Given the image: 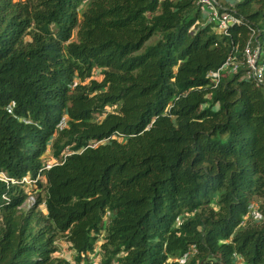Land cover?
Instances as JSON below:
<instances>
[{
  "label": "trees",
  "instance_id": "16d2710c",
  "mask_svg": "<svg viewBox=\"0 0 264 264\" xmlns=\"http://www.w3.org/2000/svg\"><path fill=\"white\" fill-rule=\"evenodd\" d=\"M219 1L226 34L196 0H0V264H264V0Z\"/></svg>",
  "mask_w": 264,
  "mask_h": 264
},
{
  "label": "built area",
  "instance_id": "2783aa9c",
  "mask_svg": "<svg viewBox=\"0 0 264 264\" xmlns=\"http://www.w3.org/2000/svg\"><path fill=\"white\" fill-rule=\"evenodd\" d=\"M196 2L202 7L205 13L206 21L215 23L216 29L223 34L227 33L226 31L229 24L240 22V18L235 16L233 12L226 10V8L220 4L219 0H196ZM243 56V64L245 65L244 72L242 74L243 78L251 81L255 86L264 89L263 67L257 64L258 47L256 46L253 30L243 47ZM239 64L240 62H236L228 57L217 70L209 71L208 76L213 81V85H217L220 77L222 76V72L225 70L235 71L237 70ZM50 165V163H47L45 167L48 168ZM22 180L27 183L30 182V180L25 177H23ZM250 215L253 219L261 218V214L255 209L250 211ZM184 260L185 257L181 258L180 262H184Z\"/></svg>",
  "mask_w": 264,
  "mask_h": 264
},
{
  "label": "rangeland",
  "instance_id": "374dc122",
  "mask_svg": "<svg viewBox=\"0 0 264 264\" xmlns=\"http://www.w3.org/2000/svg\"><path fill=\"white\" fill-rule=\"evenodd\" d=\"M94 77L96 79L100 78V76L98 75V72L95 73ZM110 109L111 108L109 106L106 107V111H109ZM46 157L48 158L47 163H52L53 161H55V159L51 157V155L48 151L46 152ZM32 200H33V196L29 195L27 200H26V205H29L32 202ZM57 244H58V251H59L58 254L60 256L67 258L68 260L72 261V255H71L70 250L67 247V243L63 239H60L57 241ZM98 260H99L98 256L95 255V257L93 259V264H98Z\"/></svg>",
  "mask_w": 264,
  "mask_h": 264
},
{
  "label": "crops",
  "instance_id": "0c3cea01",
  "mask_svg": "<svg viewBox=\"0 0 264 264\" xmlns=\"http://www.w3.org/2000/svg\"><path fill=\"white\" fill-rule=\"evenodd\" d=\"M228 4H230L233 0H225Z\"/></svg>",
  "mask_w": 264,
  "mask_h": 264
}]
</instances>
